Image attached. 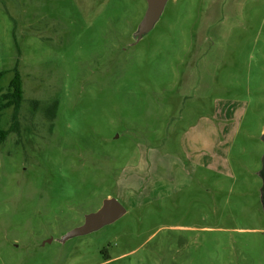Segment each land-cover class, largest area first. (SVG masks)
<instances>
[{"label": "rangeland", "instance_id": "1", "mask_svg": "<svg viewBox=\"0 0 264 264\" xmlns=\"http://www.w3.org/2000/svg\"><path fill=\"white\" fill-rule=\"evenodd\" d=\"M146 10L0 0V264H264V0H169L136 40Z\"/></svg>", "mask_w": 264, "mask_h": 264}, {"label": "water", "instance_id": "2", "mask_svg": "<svg viewBox=\"0 0 264 264\" xmlns=\"http://www.w3.org/2000/svg\"><path fill=\"white\" fill-rule=\"evenodd\" d=\"M169 0H146L147 10L145 15L138 25L137 31L134 34L136 40L141 39L144 35L153 30L155 24L159 21L165 6ZM261 141L264 144V131L261 135ZM258 176L262 181L261 187V200L264 205V153L261 157V169L258 172ZM125 214V210L113 199H107L104 201L102 207L94 213H90L85 216L84 223L65 234L60 242L64 243L72 238L89 235L94 232L100 231L103 227L112 224L122 215Z\"/></svg>", "mask_w": 264, "mask_h": 264}, {"label": "trees", "instance_id": "3", "mask_svg": "<svg viewBox=\"0 0 264 264\" xmlns=\"http://www.w3.org/2000/svg\"><path fill=\"white\" fill-rule=\"evenodd\" d=\"M8 72H13V77L9 82L7 88L4 89L0 86V145L4 143V141L6 140L7 136L10 133H12L18 128L20 124V120H19L20 109L24 101L22 75L19 71V60H16L11 70L9 71L3 70L0 72V80L3 77V75ZM53 106L55 107L56 104L54 103ZM10 109L12 110V117H11L12 123L9 129L4 130L1 127L3 114L6 110H10Z\"/></svg>", "mask_w": 264, "mask_h": 264}, {"label": "crops", "instance_id": "4", "mask_svg": "<svg viewBox=\"0 0 264 264\" xmlns=\"http://www.w3.org/2000/svg\"><path fill=\"white\" fill-rule=\"evenodd\" d=\"M212 1H214V0H212ZM224 1V0H223ZM246 1H248V0H226V4L228 5V6H232V7H234V5L236 4V2H246ZM244 7V4L242 5V8ZM222 8V7H221ZM213 12V11H212ZM218 15L220 16V14L218 13ZM17 42L18 43H20V41H18V39H17ZM21 68H22V64H21ZM21 71L22 70H20V73H21ZM22 74V73H21ZM22 82H23V75H22ZM23 88H24V83H23ZM202 166H206V165H203V164H201Z\"/></svg>", "mask_w": 264, "mask_h": 264}]
</instances>
